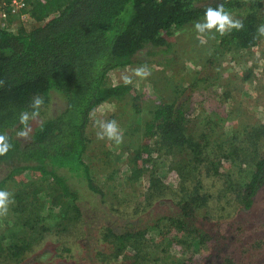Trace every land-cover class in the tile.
<instances>
[{
    "label": "trees",
    "instance_id": "1",
    "mask_svg": "<svg viewBox=\"0 0 264 264\" xmlns=\"http://www.w3.org/2000/svg\"><path fill=\"white\" fill-rule=\"evenodd\" d=\"M221 2L231 14L239 15L245 27L216 36L217 51L224 55L257 47L264 39H254L256 28L264 23V0H28L30 28L15 32L0 28V133L13 146L0 156V190L9 183L19 187L13 215L0 227V258L18 264L29 258L32 264H82L70 262L76 260L74 255L64 258V253H72L65 247L64 233L81 223L85 230L78 248L84 249L91 264H148L156 261L147 251L148 244L167 236L181 256L195 254L215 246L217 238L205 225L213 202L235 194L239 219L251 218L255 224L243 239L229 243L231 257L223 258L222 264H264V155L246 152L248 159L243 161L253 170L248 181L238 186L223 172L226 164L239 161L238 138L216 140L219 152L211 150V139L223 120L203 117L197 128H191L187 105L177 100H160L149 111L144 126L148 142L133 150L126 163L128 183L146 177L149 184L146 200L133 213L108 201L85 157L95 109L127 98L136 113L145 109L146 102L133 85L112 84L111 74L141 66L145 59L150 63L167 57L171 46L165 34L203 20L207 7ZM199 81L195 79L192 87ZM34 96L42 97L44 104L39 121H30L32 133L26 141L16 135L22 128L19 116L32 110ZM262 138L264 124L252 128L240 144L252 147L253 139ZM157 154L176 157L174 184L148 172L149 164L156 167ZM27 180L34 181L23 186ZM47 180L55 194L42 201ZM211 180L223 182L218 197ZM43 205L50 218L58 215L54 227L42 218ZM121 216L138 218L125 222ZM240 230L242 225L236 229L238 236ZM223 247L218 248L217 260ZM250 249L261 254L253 256ZM247 256L254 259L246 260Z\"/></svg>",
    "mask_w": 264,
    "mask_h": 264
},
{
    "label": "rangeland",
    "instance_id": "2",
    "mask_svg": "<svg viewBox=\"0 0 264 264\" xmlns=\"http://www.w3.org/2000/svg\"><path fill=\"white\" fill-rule=\"evenodd\" d=\"M232 15L239 19L237 13H232ZM28 23L22 22L21 18L9 20L13 31H17L20 27L30 28ZM219 35L216 33L215 37ZM165 36L171 46V52L167 54V57L160 56L157 62L154 59L150 63L148 59H145V63L141 65L151 71L149 77L140 78L132 75L133 70L137 67L119 69L110 76L112 84L123 83L121 79L123 74L132 76L133 83L130 85H133L136 93L138 92L137 95L139 94L146 102L143 107L145 109L141 113H136L132 109L130 98L119 103L115 101L106 103L92 112L87 130L89 144L85 157L96 183L103 188L109 202L110 200L115 201L116 208L129 213H133L135 207L146 200L145 195L149 184L146 177L139 182L128 183L129 172H127L126 163L133 150L148 142L144 138V126L150 118L149 111L153 110L160 100L168 102L177 100L179 104L185 103L191 128H197L203 117L211 118L214 122L223 120V123H220L221 129L219 128L211 139V150L212 154L219 152L215 148L216 140L225 138L231 141L235 136L238 138L235 142L240 146L239 161L231 166L226 164L223 169V172L231 175L232 180L238 186L248 181L253 170V165L243 161L248 159L246 152L252 151L264 155V138L260 141L253 139L256 141V145H252V147L250 144H240L246 133H249L252 128H258L264 124V39L253 49L233 51L222 55L217 51L215 38H210L209 35L198 37L194 24L187 26L185 30L174 32L172 35L165 34ZM201 40L205 42L201 43ZM195 79L200 81L195 87H192ZM96 119H115L123 131L124 142L116 145L106 139L98 140L96 135L98 128L94 126ZM175 158L172 155L157 154L156 167L149 164L148 172L155 171L164 182L174 184L178 179L177 173L173 169ZM31 181L34 180L25 181L27 183H23V186ZM41 183H37V186ZM210 184L213 186L211 189L213 194L217 197L219 192H223L225 188L223 182L218 180H211ZM18 189L17 184L9 183L3 190L15 194ZM41 194H43L42 201L45 200V196L47 198L54 196V187L50 180L45 183ZM220 199V202H213L209 215H207L208 223L205 224L212 236L217 238L213 243L215 246H208L205 250H199L195 254L184 252L181 256L182 251L176 247L174 249L172 243L167 241V236L161 238L159 242L156 240L148 244L147 251L152 260H156L150 261L148 264H214V262L222 264L223 258L224 260L225 258L230 259L231 252L230 254L227 252L229 243L235 242L238 237L243 239L246 230L250 231L251 225H254L255 221L251 218L239 219V215H237L239 205L236 204L235 194L227 197L223 195ZM14 204L11 206L9 215L0 218V227L4 221H8L12 217ZM44 208L46 207L43 205L41 207L42 218L48 225L54 227L58 222V215L54 214L55 217L50 218L49 215H46L47 211ZM143 210L141 208L138 217L141 216ZM161 212H164V208ZM156 213H159L157 208H155ZM236 216H238L237 221L234 219ZM138 217L121 216L125 222L132 219L137 220ZM118 223L122 224L123 221L118 220ZM239 225L243 226V230L238 231V236L236 229ZM84 230L81 223L77 225V228L64 233L65 247L72 249V253H64V258L68 254L76 257V260H70V262L91 264L84 249L78 248V245L83 243L81 238L84 237ZM262 230L264 231V228ZM175 236L173 234L171 237ZM258 237L256 236V238ZM181 238L186 239L180 236L179 239ZM220 246L224 247L219 260H217ZM180 248L183 250L181 246ZM231 250L234 252L233 249ZM214 252L215 254H213ZM250 254L256 256L261 252L258 249H250ZM249 259L254 258L247 256L246 260ZM0 264L18 263L0 258ZM20 264H32V262L29 258Z\"/></svg>",
    "mask_w": 264,
    "mask_h": 264
},
{
    "label": "clouds",
    "instance_id": "3",
    "mask_svg": "<svg viewBox=\"0 0 264 264\" xmlns=\"http://www.w3.org/2000/svg\"><path fill=\"white\" fill-rule=\"evenodd\" d=\"M247 2V0H245ZM245 27L242 19L234 18V16L226 10L224 3L221 2L215 7L209 6L204 12L203 20H198L194 23V29L199 36L209 35L210 38H215V34L219 33L221 36L230 34L232 31H241ZM264 38V23H261L256 28L254 39ZM201 40V43H204ZM136 77L147 78L151 75V71L146 66H140L133 70V74ZM122 82L125 85L133 83L132 76L123 74L121 76ZM3 81H0V85ZM44 104V100L40 96H34L30 108V112L25 110L20 113L19 123L22 128L16 133V135L24 140H30L32 133V126L30 121H39L40 109ZM94 126L98 128L96 133L98 140H108L120 145L124 142V134L121 130L118 122L115 119L94 120ZM12 144L6 134L0 133V156H5L12 148ZM15 203L14 194L7 190H0V218H5L9 215L11 206Z\"/></svg>",
    "mask_w": 264,
    "mask_h": 264
},
{
    "label": "built area",
    "instance_id": "4",
    "mask_svg": "<svg viewBox=\"0 0 264 264\" xmlns=\"http://www.w3.org/2000/svg\"><path fill=\"white\" fill-rule=\"evenodd\" d=\"M28 0H0V28L11 30V18H21L22 22H29Z\"/></svg>",
    "mask_w": 264,
    "mask_h": 264
}]
</instances>
